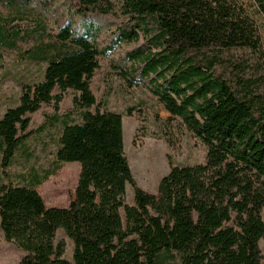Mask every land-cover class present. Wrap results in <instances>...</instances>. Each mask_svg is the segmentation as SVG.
I'll return each mask as SVG.
<instances>
[{
	"label": "trees",
	"instance_id": "trees-1",
	"mask_svg": "<svg viewBox=\"0 0 264 264\" xmlns=\"http://www.w3.org/2000/svg\"><path fill=\"white\" fill-rule=\"evenodd\" d=\"M75 1L73 15H121L116 39L100 47L101 27L76 29L70 18L61 22L56 42L44 44L38 33L46 30L43 22L28 32L0 22V47L16 50L35 38L30 60L47 63L43 79L23 85L18 104L0 120L3 172L31 134V117L52 108L55 123L69 98L81 116L80 123L61 122L53 169L81 165L68 207L45 205L36 188L49 175L0 185V227L5 240L26 253L19 264H262L264 90L219 53L264 55V0H248L249 6L242 0ZM33 2L0 0V6L25 15ZM141 36L146 43L126 57L138 67L134 79L138 73L148 79L172 120L206 148L203 164L172 167L156 195L137 187L123 115L104 109L93 90L102 59ZM139 108H129L128 116ZM128 185L133 205L126 203ZM68 241L72 261L66 259Z\"/></svg>",
	"mask_w": 264,
	"mask_h": 264
},
{
	"label": "rangeland",
	"instance_id": "rangeland-1",
	"mask_svg": "<svg viewBox=\"0 0 264 264\" xmlns=\"http://www.w3.org/2000/svg\"><path fill=\"white\" fill-rule=\"evenodd\" d=\"M34 1L28 7L31 14L25 15L12 12L7 6H0V22L10 20L12 28L24 32L37 30L43 22L46 30L40 29L38 33L41 35L40 42L44 44L56 42L61 22L71 18L76 29H81L87 23L101 27L98 42L100 47H104L116 39L118 27L124 20L121 15H73L76 14L75 0H44L45 6ZM114 1L118 3L119 0ZM242 1L249 6L248 0ZM146 41L141 36L138 43H122L109 57L102 59V68L93 80V90L104 109L123 115L125 153L137 187L156 195L161 180L170 173L172 167L203 164L206 148L194 135L182 130L172 120L171 114L152 93L148 79L139 77V73L136 75L137 79H134L133 68L138 67H133L126 57L131 50ZM36 44L35 38H32L19 43L16 50L0 47V120L8 108L18 104L23 85L37 83L44 77L47 63L30 60ZM219 56L226 63L240 66L245 71V76L257 80L256 84L264 90L263 52L234 49L221 51ZM138 105L141 111L134 112L129 117L127 110ZM53 116L52 108H45L31 117V134L20 145L6 173L0 168V185H26L34 182L35 175H49L48 180L36 188L37 191L47 207H68L76 196L81 165L66 164L57 173L53 169L63 128L61 122L80 123L81 116L74 109L70 98L61 107L59 121L51 123ZM65 173L66 178L63 177ZM126 203L134 204V188L129 185ZM262 218L264 221V211ZM63 237L64 233L60 232L58 239ZM260 248L264 264V241H261ZM72 250L73 244L68 241L66 259L69 261H72ZM25 255V252L5 240L0 227V264H19Z\"/></svg>",
	"mask_w": 264,
	"mask_h": 264
},
{
	"label": "crops",
	"instance_id": "crops-1",
	"mask_svg": "<svg viewBox=\"0 0 264 264\" xmlns=\"http://www.w3.org/2000/svg\"><path fill=\"white\" fill-rule=\"evenodd\" d=\"M74 200H75V199H74ZM45 205H46V204H45ZM49 208H51V207H49ZM53 208H66V207H53ZM60 232H61V231H60ZM60 232H59V233H60Z\"/></svg>",
	"mask_w": 264,
	"mask_h": 264
}]
</instances>
